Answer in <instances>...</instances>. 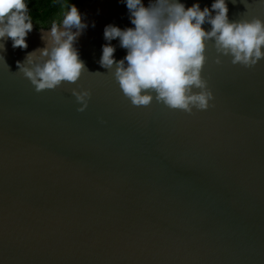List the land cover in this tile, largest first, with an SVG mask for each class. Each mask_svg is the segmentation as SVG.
I'll return each instance as SVG.
<instances>
[{
  "label": "water",
  "instance_id": "1",
  "mask_svg": "<svg viewBox=\"0 0 264 264\" xmlns=\"http://www.w3.org/2000/svg\"><path fill=\"white\" fill-rule=\"evenodd\" d=\"M227 4L230 20L264 19L260 0ZM76 6L75 83L37 92L18 70L49 27L0 52V264H264V59L217 64L209 41V108L137 107L98 63L105 25L133 26L126 5ZM72 88L90 92L83 111Z\"/></svg>",
  "mask_w": 264,
  "mask_h": 264
},
{
  "label": "clouds",
  "instance_id": "2",
  "mask_svg": "<svg viewBox=\"0 0 264 264\" xmlns=\"http://www.w3.org/2000/svg\"><path fill=\"white\" fill-rule=\"evenodd\" d=\"M120 2L126 5L133 26L105 25L106 43L98 63L112 72L134 106H148L155 100L187 113L209 108L213 93L201 74L209 41L218 54L217 64L222 56L245 67L264 59V19L230 20L227 0H212L210 7L203 8L198 0L187 7L182 0H148L147 6L143 0ZM60 6L59 21L53 19L49 28L40 30L44 46L17 61L18 70L37 92L75 83L86 69L75 44L88 25L71 0H60ZM32 29L27 0H0V52L9 39L14 49H26ZM117 38L118 46L126 50L118 60L113 55L116 45L111 43ZM71 93L80 103L78 111H83L90 92L72 88Z\"/></svg>",
  "mask_w": 264,
  "mask_h": 264
},
{
  "label": "trees",
  "instance_id": "3",
  "mask_svg": "<svg viewBox=\"0 0 264 264\" xmlns=\"http://www.w3.org/2000/svg\"><path fill=\"white\" fill-rule=\"evenodd\" d=\"M81 0H71L75 5ZM27 6L33 25L39 27H49L53 19L59 21L61 6L60 0H27Z\"/></svg>",
  "mask_w": 264,
  "mask_h": 264
},
{
  "label": "flooded vegetation",
  "instance_id": "4",
  "mask_svg": "<svg viewBox=\"0 0 264 264\" xmlns=\"http://www.w3.org/2000/svg\"><path fill=\"white\" fill-rule=\"evenodd\" d=\"M34 26V25H33Z\"/></svg>",
  "mask_w": 264,
  "mask_h": 264
}]
</instances>
